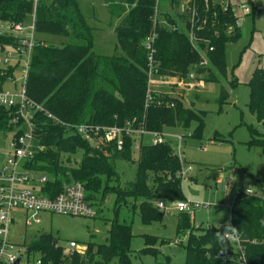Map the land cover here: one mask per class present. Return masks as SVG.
Wrapping results in <instances>:
<instances>
[{
  "label": "trees",
  "instance_id": "1",
  "mask_svg": "<svg viewBox=\"0 0 264 264\" xmlns=\"http://www.w3.org/2000/svg\"><path fill=\"white\" fill-rule=\"evenodd\" d=\"M103 1L110 17L118 21L114 32L121 55L96 54L94 28L81 13L77 0H39L36 7L27 0H0V23L22 24L27 16L35 15V33L43 37L32 48L26 80L28 97L43 111L37 112L32 120L37 150L24 167L37 176L48 178L43 188L46 195H57L65 184H83L86 202L95 211L110 195L115 197V206L119 207H127V201H139L137 207L130 209L135 213L138 211L143 224L148 225L163 218V209L158 203L184 201L178 175L181 169L179 156L167 142L141 144L135 178L121 185L117 182L114 163L132 162L133 140L124 138V147L118 150L115 144L106 143L101 134L93 135L89 140L79 135L75 127L122 128L131 124L135 128L144 127L148 132L161 133L164 127L187 129L196 120L198 126L193 137L199 138L204 120L202 115L196 116L184 106V92L175 96L152 93V101L146 107L150 61L157 76L162 78L182 80L196 71L205 83L220 84V79L228 77L225 44L238 39L240 30L231 8L224 12L222 4L212 1L189 3L196 13L193 23L189 10L181 12L184 0H169L194 41L178 30L176 18H168L167 25L154 22L158 8L156 0ZM46 36L61 37L63 41L55 45L46 41ZM19 41L0 31V51L9 45L16 47ZM148 44L152 46L151 50ZM201 53L210 65L208 68L199 66ZM2 72L5 73L2 75ZM11 73V68L0 70V86ZM237 85L238 82L233 80L232 89ZM249 88L248 108L262 122L264 68L254 71ZM228 98V92L221 87L219 108ZM2 130L6 128L0 124ZM250 133L249 145L259 147L264 155V138L258 139V131L252 128ZM78 151L83 154L79 164L71 165L69 160L64 162L65 154L75 155ZM110 183L116 185L110 186ZM262 193L248 195L245 190H240L234 197L230 223L238 229L241 249L236 252L228 247L223 252L215 235L222 231L220 228H196L188 213H180L177 235H187L185 264H264ZM109 237L108 244H88L82 255L66 253L57 239L47 233L35 236L25 245L29 259L41 256L43 264H110L114 260L119 264H130V244L134 238L131 226L115 222ZM159 240L155 236H145V248L139 255H151L159 261L158 252L149 248Z\"/></svg>",
  "mask_w": 264,
  "mask_h": 264
},
{
  "label": "rangeland",
  "instance_id": "2",
  "mask_svg": "<svg viewBox=\"0 0 264 264\" xmlns=\"http://www.w3.org/2000/svg\"><path fill=\"white\" fill-rule=\"evenodd\" d=\"M156 1L158 20L167 22L168 18L174 16L169 0ZM223 1L237 7L240 30L238 39L229 40L225 44L227 79H220V84L206 82L201 90L190 91L180 88L175 78H162L156 74L154 75L156 84L153 82L149 86L151 92L158 96L162 94L175 96L184 92V106L191 109L196 116L202 115L204 120L199 138L193 137L198 126L196 120H193L187 129L164 127L161 132L165 142L179 156L178 159L181 162V169L178 173L181 178V192L184 202L192 204L187 213L192 218V224L196 228L201 226L203 229L208 227L219 229L220 225L223 226L226 222H230V207L238 191L249 188L254 193L263 194L262 185H264V155L259 147L249 145L252 140L250 128L258 131V139H263L264 126L258 120L257 115L251 113L248 108L249 82L255 70L264 68V0ZM77 2L88 24L94 28L96 54L121 55L114 32L118 21L110 17L104 1L77 0ZM240 6L246 7L249 13L243 14L238 9ZM175 12L177 15V10ZM33 21L34 15H29L23 21L22 26L26 34H32L31 38L35 42L43 37L33 31ZM164 24L167 25V23ZM11 26L1 22L0 31L6 32ZM177 28L191 38V34L181 24ZM44 39L55 45H60L63 41L61 37L54 36H46ZM10 51L17 60L21 59L23 64L29 63L27 51L20 57L16 56L18 53L15 49L10 48ZM201 55L204 57V53ZM3 59L4 54L0 51V60ZM208 66L210 65H207V68ZM3 67L0 63V69ZM233 80L238 82L234 89L231 87ZM221 87L226 89L229 98L219 108ZM3 91H12V89L6 86ZM24 129L25 132L29 131L28 126ZM140 141L138 140L139 145ZM90 142L97 146L94 141ZM142 142L143 145L153 144V138L147 135ZM8 149L9 141L0 142V168L6 160L2 154ZM139 150L140 147H133L132 162L114 163L118 173L117 182L121 185L134 180ZM82 157V151H78L75 155L65 154L63 160L64 162L69 160L71 165H75L81 162ZM116 184L110 183V186ZM139 203V201H127V207L115 206V197L110 195L97 209L94 218L42 213L39 215L40 224L33 223L24 211H17L13 215L15 222L11 227L9 238L13 244H29L35 236L47 233L57 239L58 245L66 253L82 252L90 243L108 244L111 226L118 222L130 225L132 228L134 238L130 244V264H161V262L163 264H185L184 246L187 242V235H177L178 217L180 216L176 210L177 203L170 201L164 203L162 220L148 225L143 224L138 211L135 213L130 209V207H137ZM27 220L31 221L30 226L26 225ZM220 229L223 230L222 227ZM145 236L160 238L154 245L149 246L151 250L158 252L159 261L151 255H139L140 251L145 248ZM71 242L77 244L75 249L69 248ZM228 248L236 252L239 246L236 242H232ZM110 264L119 263L114 260Z\"/></svg>",
  "mask_w": 264,
  "mask_h": 264
},
{
  "label": "built area",
  "instance_id": "3",
  "mask_svg": "<svg viewBox=\"0 0 264 264\" xmlns=\"http://www.w3.org/2000/svg\"><path fill=\"white\" fill-rule=\"evenodd\" d=\"M33 2L36 7L39 0H27ZM185 1V0H184ZM193 0H187L188 4L186 9L192 18V22L195 18V10L191 9L189 3ZM212 1L214 3H220L223 6L224 12H227L230 8L237 19V7L231 6L229 2L223 0H205V2ZM158 6V5H157ZM243 14H248V9L244 6L238 8ZM158 8L154 18L155 23H160L158 20ZM35 19V15H34ZM237 19V26H238ZM194 23V22H193ZM33 31L34 21H33ZM1 34L13 35L18 38L20 44L16 47L6 46L4 50H1L4 54V59L0 60L3 64V68L0 70H7L11 68V75L6 76L4 83L0 86V124L6 128L5 131H0V142L9 141V149L6 153L2 154L6 158L4 165L0 168V264H15L20 260L19 264H43L41 256L30 260L27 253V246L25 243L20 245L13 244L10 241L11 227L13 226L15 219L13 215L17 211H24L30 220L35 224H40L41 220L39 215L46 214H61L71 215L77 217L94 218L96 211L88 205L86 202V193L83 184L79 182H72L63 186L62 192L57 195H46L43 192V188L48 181L46 176H37L28 171L24 167V163L30 160L35 155L37 150L34 145V127L32 120L37 112H42L43 108L37 105L27 95L26 80L29 71V63H22V60H17L16 57L10 51V48L16 50L20 57L24 52L30 54L33 46L35 45L32 40V34H26L22 24L12 25L6 32ZM191 40L194 41L191 34ZM153 41V39H151ZM148 49H152L151 45H147ZM202 57V56H201ZM208 65V61L205 57H202L200 62V68H205ZM149 69V86L151 83H155L154 75L157 74L153 68L152 60L150 61ZM5 72H2V75ZM170 79V78H167ZM176 83L183 90L199 91L205 84L203 76L196 71L190 72L186 78L182 80L175 79ZM6 86H9L12 91H3ZM152 101V92L149 88L148 96L146 99V107L150 105ZM50 117V116H49ZM264 126V112L262 114V122ZM28 126L29 131L25 132L24 127ZM77 133L86 139L92 140L93 135L101 134V138L106 143H112L116 145L118 150H122L124 147V138H131L134 142L135 148H139L143 144L142 140L147 135L153 138V144H164L165 140L161 133L148 132L144 127L135 128L131 124H126L124 127H94L91 125H78L75 127ZM136 140V143H135ZM140 141V145L138 144ZM183 174V173H182ZM181 174V175H182ZM249 189V188H248ZM264 192V187L262 188ZM245 193L248 195L255 194L251 189ZM190 203L184 201L176 204V210L179 213H187L191 208ZM160 209L164 208L163 203H158ZM198 207V205L196 206ZM27 220L26 225L30 226L31 221ZM236 243L240 246L239 238ZM77 244L71 242L69 248L75 249ZM86 248L79 252L83 254ZM238 250H241L240 247ZM243 259V257H242ZM244 260V259H243Z\"/></svg>",
  "mask_w": 264,
  "mask_h": 264
},
{
  "label": "clouds",
  "instance_id": "4",
  "mask_svg": "<svg viewBox=\"0 0 264 264\" xmlns=\"http://www.w3.org/2000/svg\"><path fill=\"white\" fill-rule=\"evenodd\" d=\"M250 189L247 188V192ZM222 231L216 232V237L219 243L223 246V252L227 251L228 245L232 242H236L238 239V229L234 227L230 222H226L223 226L220 225Z\"/></svg>",
  "mask_w": 264,
  "mask_h": 264
},
{
  "label": "crops",
  "instance_id": "5",
  "mask_svg": "<svg viewBox=\"0 0 264 264\" xmlns=\"http://www.w3.org/2000/svg\"><path fill=\"white\" fill-rule=\"evenodd\" d=\"M187 4H188V2H187V0H185V1H183V3H182V5H181V12H184L185 10H186V7H187ZM172 11L174 12V16H173V18H176V19H174L176 22H177V27H178V25L179 24H181L184 28H186L184 25H183V23L182 22H180V20L177 18V16H176V12L172 9ZM180 13V12H179ZM161 24H164V23H166V22H161V21H159Z\"/></svg>",
  "mask_w": 264,
  "mask_h": 264
},
{
  "label": "water",
  "instance_id": "6",
  "mask_svg": "<svg viewBox=\"0 0 264 264\" xmlns=\"http://www.w3.org/2000/svg\"><path fill=\"white\" fill-rule=\"evenodd\" d=\"M256 195L258 194V193H255ZM20 263V260H18L15 264H19Z\"/></svg>",
  "mask_w": 264,
  "mask_h": 264
}]
</instances>
